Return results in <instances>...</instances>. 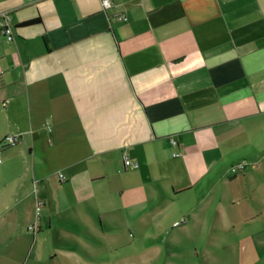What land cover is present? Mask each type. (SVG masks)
I'll return each instance as SVG.
<instances>
[{
  "label": "crops",
  "instance_id": "crops-1",
  "mask_svg": "<svg viewBox=\"0 0 264 264\" xmlns=\"http://www.w3.org/2000/svg\"><path fill=\"white\" fill-rule=\"evenodd\" d=\"M111 2L0 0V141L20 134L0 149V264L34 228L65 249L153 229L182 264H264V0Z\"/></svg>",
  "mask_w": 264,
  "mask_h": 264
},
{
  "label": "rangeland",
  "instance_id": "rangeland-1",
  "mask_svg": "<svg viewBox=\"0 0 264 264\" xmlns=\"http://www.w3.org/2000/svg\"><path fill=\"white\" fill-rule=\"evenodd\" d=\"M36 231L34 228L36 239L29 247L17 249L24 252L21 264H182L175 249L161 241L162 235L153 229L145 231L142 238L123 228L102 233L98 230L96 236L102 239L101 242H86L66 249L56 247L59 243L52 235H47L46 228L38 235ZM77 234L74 232L70 236ZM56 251L68 257L60 256ZM230 264L239 263L236 260Z\"/></svg>",
  "mask_w": 264,
  "mask_h": 264
},
{
  "label": "built area",
  "instance_id": "built-area-1",
  "mask_svg": "<svg viewBox=\"0 0 264 264\" xmlns=\"http://www.w3.org/2000/svg\"><path fill=\"white\" fill-rule=\"evenodd\" d=\"M101 5H102V8L104 9V11H106L112 7V2H111V0H101ZM116 20L117 21H126V18L123 15H120V16L116 17ZM12 34H13V29L11 26V19H10L9 14L8 13H1L0 14V35H2L4 38H6L7 41H11L12 40ZM19 142H20V134L7 135L0 141V149H9V148L16 147ZM170 143L172 146H176V142L173 141L172 139L170 140ZM178 156L179 155L176 153L172 154V157H174V158H176ZM123 166H124V168H128V169H136L137 168V164L132 163L128 159V157H126V156L123 157ZM245 166H246L245 162L234 165L230 168V173L232 175H237L239 172L244 170ZM58 176H59V180L61 182H64L66 180L62 174H59ZM40 205H41V202H38L37 203V211L40 210ZM182 223H184V220H181V221L174 223V226L178 227ZM32 229H33V227L29 228V230H32Z\"/></svg>",
  "mask_w": 264,
  "mask_h": 264
},
{
  "label": "trees",
  "instance_id": "trees-1",
  "mask_svg": "<svg viewBox=\"0 0 264 264\" xmlns=\"http://www.w3.org/2000/svg\"><path fill=\"white\" fill-rule=\"evenodd\" d=\"M36 22H38V20H34V21H31V22L26 23V24H34V23H36Z\"/></svg>",
  "mask_w": 264,
  "mask_h": 264
}]
</instances>
